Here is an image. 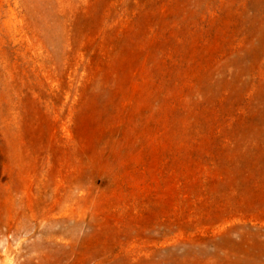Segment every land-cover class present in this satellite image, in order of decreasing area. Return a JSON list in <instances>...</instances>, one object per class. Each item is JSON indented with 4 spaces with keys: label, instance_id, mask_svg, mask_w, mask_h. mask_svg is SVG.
Here are the masks:
<instances>
[{
    "label": "rangeland",
    "instance_id": "374dc122",
    "mask_svg": "<svg viewBox=\"0 0 264 264\" xmlns=\"http://www.w3.org/2000/svg\"><path fill=\"white\" fill-rule=\"evenodd\" d=\"M0 264H264V0H0Z\"/></svg>",
    "mask_w": 264,
    "mask_h": 264
}]
</instances>
